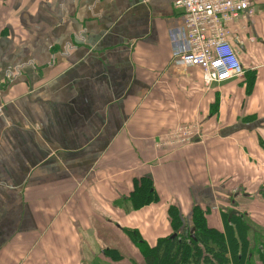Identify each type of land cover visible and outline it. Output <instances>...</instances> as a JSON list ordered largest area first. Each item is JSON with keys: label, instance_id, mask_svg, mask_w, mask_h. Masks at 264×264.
<instances>
[{"label": "crops", "instance_id": "crops-1", "mask_svg": "<svg viewBox=\"0 0 264 264\" xmlns=\"http://www.w3.org/2000/svg\"><path fill=\"white\" fill-rule=\"evenodd\" d=\"M252 6L233 45L243 77L205 87L174 63L172 0H0V264H139L127 232L154 246L170 206L187 224L196 206L223 232L234 208L264 229V0ZM178 126L190 144L168 142ZM140 176L158 201L134 211Z\"/></svg>", "mask_w": 264, "mask_h": 264}, {"label": "trees", "instance_id": "trees-1", "mask_svg": "<svg viewBox=\"0 0 264 264\" xmlns=\"http://www.w3.org/2000/svg\"><path fill=\"white\" fill-rule=\"evenodd\" d=\"M223 83L226 82L217 85ZM260 143L264 147V140ZM259 195L264 200L263 189ZM126 199L134 211L158 201L152 180L146 176L134 178ZM168 216L172 234L160 238L152 247L137 232H127L140 247L143 260L139 264H264V229L256 232L244 216L229 217L228 211L224 213L223 220H230L224 221L223 232L210 228L204 212L196 206L190 212L189 224L182 222V215L174 206L169 207ZM105 255L115 261L123 258L116 249L106 250Z\"/></svg>", "mask_w": 264, "mask_h": 264}, {"label": "built area", "instance_id": "built-area-1", "mask_svg": "<svg viewBox=\"0 0 264 264\" xmlns=\"http://www.w3.org/2000/svg\"><path fill=\"white\" fill-rule=\"evenodd\" d=\"M184 17L181 44L174 43L175 64L201 70L205 87L243 75L232 42H238L236 28L252 15L251 0H172ZM0 106V114H1ZM192 129L178 127L168 139L171 144H190Z\"/></svg>", "mask_w": 264, "mask_h": 264}, {"label": "rangeland", "instance_id": "rangeland-1", "mask_svg": "<svg viewBox=\"0 0 264 264\" xmlns=\"http://www.w3.org/2000/svg\"><path fill=\"white\" fill-rule=\"evenodd\" d=\"M242 78V76L241 77H239V78H237V80H239V79H241ZM1 105V104H0ZM2 106V105H1ZM3 113H2V110H1V114H0V116L2 115ZM178 127H180V126H178ZM177 127V128H178ZM183 127V126H182ZM176 128V129H177ZM168 140V139H167ZM104 157V156H103ZM101 158V162L100 163H104L105 164V166H107L108 164H110L111 162H112V158H109L108 156H106V157H104V158ZM111 168H113V165H112V167ZM99 170H105V167H101ZM246 221H249L248 219H246ZM249 223V222H248ZM253 226H254V224H252ZM255 228H256V232H260V230H261V228L260 227H258V226H254ZM252 235H253V233H251ZM250 234V235H251ZM259 234V233H258ZM235 252V251H234Z\"/></svg>", "mask_w": 264, "mask_h": 264}, {"label": "water", "instance_id": "water-1", "mask_svg": "<svg viewBox=\"0 0 264 264\" xmlns=\"http://www.w3.org/2000/svg\"><path fill=\"white\" fill-rule=\"evenodd\" d=\"M235 213H237L235 210H233V209H229L228 210V216L230 217L231 216V214H235ZM192 231V230H191Z\"/></svg>", "mask_w": 264, "mask_h": 264}]
</instances>
